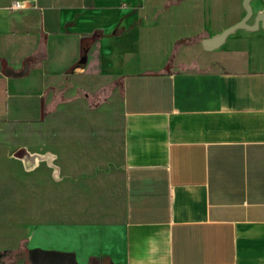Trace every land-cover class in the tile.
I'll use <instances>...</instances> for the list:
<instances>
[{
    "label": "crops",
    "instance_id": "crops-1",
    "mask_svg": "<svg viewBox=\"0 0 264 264\" xmlns=\"http://www.w3.org/2000/svg\"><path fill=\"white\" fill-rule=\"evenodd\" d=\"M0 126L22 153L0 252L264 264V0H0Z\"/></svg>",
    "mask_w": 264,
    "mask_h": 264
},
{
    "label": "rangeland",
    "instance_id": "rangeland-1",
    "mask_svg": "<svg viewBox=\"0 0 264 264\" xmlns=\"http://www.w3.org/2000/svg\"><path fill=\"white\" fill-rule=\"evenodd\" d=\"M146 36L143 39L144 50L149 48ZM162 38H160L161 46L166 44V39ZM60 99L57 95L53 96L50 108ZM21 155L20 128L0 126V235L5 232L7 224L10 223L7 209L12 202L16 201L15 196L20 193ZM45 171L48 176L47 170Z\"/></svg>",
    "mask_w": 264,
    "mask_h": 264
},
{
    "label": "trees",
    "instance_id": "trees-1",
    "mask_svg": "<svg viewBox=\"0 0 264 264\" xmlns=\"http://www.w3.org/2000/svg\"><path fill=\"white\" fill-rule=\"evenodd\" d=\"M192 40H184L180 41L179 43H189ZM171 61V60H170ZM114 86H121L120 81L116 80L111 85L99 90L95 94H89L85 93L84 97L88 100L89 106L91 108H95L102 104L103 102H106L108 99V95L110 94V91ZM28 253L29 251H26L23 247H20L19 250L14 251H2L0 252V262H4L6 264H11L15 262L18 258H20L22 255L26 256L28 260Z\"/></svg>",
    "mask_w": 264,
    "mask_h": 264
},
{
    "label": "water",
    "instance_id": "water-1",
    "mask_svg": "<svg viewBox=\"0 0 264 264\" xmlns=\"http://www.w3.org/2000/svg\"><path fill=\"white\" fill-rule=\"evenodd\" d=\"M242 26L243 23H240L239 25L227 30L218 40H222L230 32ZM29 260L32 264H76L73 258L69 255L39 250H31L29 252Z\"/></svg>",
    "mask_w": 264,
    "mask_h": 264
},
{
    "label": "built area",
    "instance_id": "built-area-1",
    "mask_svg": "<svg viewBox=\"0 0 264 264\" xmlns=\"http://www.w3.org/2000/svg\"><path fill=\"white\" fill-rule=\"evenodd\" d=\"M138 1H142V0H138ZM20 7H22V3L20 1H16L12 5V8H15V9H18Z\"/></svg>",
    "mask_w": 264,
    "mask_h": 264
}]
</instances>
